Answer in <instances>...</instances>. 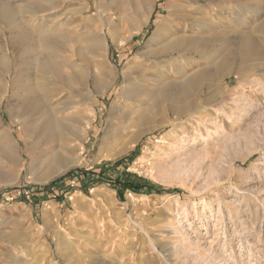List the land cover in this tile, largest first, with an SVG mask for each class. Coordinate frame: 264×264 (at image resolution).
Here are the masks:
<instances>
[{"label":"rangeland","instance_id":"obj_1","mask_svg":"<svg viewBox=\"0 0 264 264\" xmlns=\"http://www.w3.org/2000/svg\"><path fill=\"white\" fill-rule=\"evenodd\" d=\"M50 3L45 13L55 20L46 19L45 29L67 23L71 31L64 26L56 35L69 38L79 24L82 38L99 32L105 49L73 67L59 51L56 59L66 62L58 82L23 70L21 80L29 76L28 84L40 89L33 94L38 109L29 115L11 92L14 63L9 74L0 70L8 83L0 134L16 146L14 156L0 151V264H264V61L223 78L214 92L189 82L217 67L208 59L217 46L208 47V39L220 45L235 34V43L264 53V32L257 29L264 1ZM11 16L33 24L15 9ZM0 37L5 46L1 15ZM9 54L19 55L14 48ZM187 81L195 108L177 116L163 103L164 121L132 141L143 119L138 111L155 96L147 90L175 93ZM44 120L54 121V130L51 141L40 143L33 131ZM82 170L105 182L90 187ZM124 170L143 180V191L117 193L109 182L124 180Z\"/></svg>","mask_w":264,"mask_h":264},{"label":"bare ground","instance_id":"obj_2","mask_svg":"<svg viewBox=\"0 0 264 264\" xmlns=\"http://www.w3.org/2000/svg\"><path fill=\"white\" fill-rule=\"evenodd\" d=\"M149 2L150 0H142L143 4H148ZM50 8H51L50 0H32L31 2H26L22 6L15 5L14 2L10 3L7 0H0L1 19L7 25L8 34H9V37L6 40L7 41L6 45L1 46V43H0V70L2 73L9 74L13 66L12 63H14V67L16 68V73H15L16 76L14 77V80L12 81L11 92H12V95H14L15 98L18 100L17 109L21 111V114L23 113V115L24 114L29 115V114L34 113L38 109V100H40V99L36 100V98L33 97V94L35 93H37L38 95L39 90H40L38 88L39 85L38 86L36 84L29 85L28 84L30 81L29 76L21 80L22 77L20 76V73L23 70L36 71L38 74L41 73L43 75H46L47 78H50V81L54 80L55 82L59 80V77H63L64 73L59 69V67L61 66V64L64 65V63L66 62V59L65 61L63 60L58 61L56 59L57 57L56 55L59 51H61V53L62 51H64V54L67 53L69 55V58L71 60L70 59H67V60H70L72 62L73 64L72 67H73L75 66V64H77L78 59L80 60V59L85 58L87 61L91 62L92 59L96 55H99V54L101 55L100 52H103L105 49L103 46L104 44L103 38L99 32H96V31H93V32L91 31L90 33L87 32L88 34L84 38H82V32H81L82 28L79 27L80 26L79 24H78V27H75V29H72L74 31H72V33L69 35V38H65L62 35L58 37L56 35L61 31V28L67 25V23L66 24L64 23L65 25H62V27L60 26L59 28L53 27L52 29L50 28L45 29L43 24L45 23L46 19L47 20L54 19L52 15H47L49 13L47 14L45 13V11L49 10ZM12 9L17 10V13H19L20 15L28 14L30 19L32 20L31 23L33 24L30 25L29 23L23 21V19L17 18V17L16 19H13V17L11 16ZM89 10H90V6L85 5L84 7H82L80 13H82V16L84 17V13L88 12ZM35 12H38V13L44 12V13H40L42 15L38 14L39 16L38 15L36 16L35 14L34 16ZM84 19L85 18L81 19L80 17V21L83 20L82 24H84L85 27H88V22L86 20L84 21ZM55 24H57L56 21H55ZM70 25L71 24H69L68 26ZM257 29L264 32V18L259 24V26L257 27ZM257 29L255 30L257 31ZM160 30H161V26L158 27L153 32V34L151 35L149 39V43L155 42L159 38L158 36H159ZM70 31L71 30L69 29L68 32ZM230 34H232V32ZM261 34L263 33L261 32ZM234 35L233 37L230 35V37L228 36L227 39L225 38L223 42L221 41L222 43H220V45L213 42L211 39H208L207 41L205 40L206 41L205 44L208 45V47L212 45L217 46V49L214 51L215 53L213 55H211L210 53L211 55L209 56L210 58L207 56L208 54L206 55L209 61L211 62L217 60L218 62L217 67L214 70V72H211L209 68V69H206L203 73L200 72V73H197V75L195 74V78L193 77V79L189 82L191 83L194 82L193 83L194 86H201L203 84L202 86L204 87V89H207L209 91H213V90L215 91L219 88L218 86L219 81L222 80L223 78L229 77L230 75H236L237 77L239 74H242V72L245 69L252 68L255 65L254 63L257 64L260 61H264V53H261L259 50L254 48L251 43H248L247 41L241 42L238 44L235 43L237 40H235ZM0 40H2L1 37H0ZM179 43H180L179 41L174 42V46L178 48ZM200 47H203V45ZM12 48L17 49V53L19 54L18 56L16 57L10 56L9 51ZM171 48H174V47H171ZM243 56L244 57L246 56L248 60L242 61ZM209 64L211 63L209 62ZM167 71L172 76L176 74L174 70H167ZM0 75H1L0 76V102H1L7 93L8 83L4 79L1 78L2 77L1 73ZM161 76L162 78L164 77V80L166 81H169V80L171 81L172 79L169 75H165L163 73L161 74ZM180 76H183V74H181ZM24 81L27 82V85H23V86L20 85ZM102 82L104 81L102 80ZM189 82L188 81L185 82L184 85L182 86V89L178 92L176 91L175 93L167 92L168 90L165 87L158 89L157 92L151 91L150 89L147 90L148 93L150 94L152 93L155 96H152L149 102L146 101L142 105V107L140 106L141 107L140 110L138 108L139 110L138 112L143 113V114L139 113L140 116H143V119L140 121L137 131L134 133V135H132L133 136L131 138L132 141L138 138L139 136H141L143 133L145 132L147 133L151 129L153 130V128L156 125L158 126L159 123H162L164 121L163 112L165 108L163 106V103H166L167 111H170L177 116H184L188 111L193 110L195 108V99H194L195 95H194V92H191L188 89V86L190 85ZM159 83L162 84L164 82L160 81ZM123 94L128 99L129 97L133 96L134 92L124 91ZM137 95L135 94V96ZM10 107L11 106L9 103L7 105L8 111H10ZM53 123L54 121L51 123L49 121L44 120L37 127H35L33 131V135L35 139H38L40 143H47L48 141H51L52 131L54 130V128L52 127ZM10 139L7 136H3L0 134V151H3L4 154L7 156H14L13 154L16 151V146L13 144V141H11ZM78 162L79 160L76 161L75 164ZM68 168L69 166L68 167L65 166L64 168H54L53 172L55 175H57L67 170ZM97 264H103V263H97Z\"/></svg>","mask_w":264,"mask_h":264},{"label":"trees","instance_id":"obj_3","mask_svg":"<svg viewBox=\"0 0 264 264\" xmlns=\"http://www.w3.org/2000/svg\"><path fill=\"white\" fill-rule=\"evenodd\" d=\"M81 172L83 173L82 175L84 176V178L90 177V180L87 183V185H89L90 187H93L94 184L96 183L103 184L105 182L101 178H98V180H95V176H93L91 172H85L83 170ZM121 177H124L125 179L122 180L121 178H116L115 180L109 182L111 183L110 185L117 191V193L122 194L124 191H131L132 193H137V192H140L141 190L143 191V187H145V185L140 184V183H143V180L139 178L138 176L134 174H130L126 172V170H124Z\"/></svg>","mask_w":264,"mask_h":264}]
</instances>
